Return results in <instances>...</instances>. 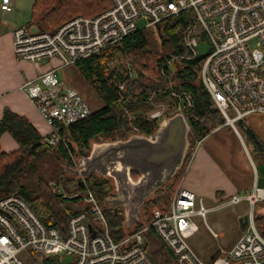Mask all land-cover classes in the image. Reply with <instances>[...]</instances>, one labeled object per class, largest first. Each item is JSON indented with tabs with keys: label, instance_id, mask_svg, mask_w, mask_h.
Listing matches in <instances>:
<instances>
[{
	"label": "built area",
	"instance_id": "1",
	"mask_svg": "<svg viewBox=\"0 0 264 264\" xmlns=\"http://www.w3.org/2000/svg\"><path fill=\"white\" fill-rule=\"evenodd\" d=\"M110 3L100 13L77 15L54 31L20 26L11 32L17 58L35 65L44 60L56 61L21 85L50 129L45 138L48 144L61 143L68 148L63 131L93 111L80 93L60 80V69L98 53L136 30L177 16L186 8L191 10L192 25L185 32L184 45L189 55L195 56L199 40L196 29L206 36L210 49L202 61L200 76L224 120L222 124L236 129L235 122L246 115H264V0H110ZM12 5L13 0H0L2 12L10 11ZM250 42H254L252 48ZM125 68L132 77L131 68ZM166 90L174 100L175 113L184 116V109L192 105L191 93L175 88L170 80ZM149 117L159 124L166 116L163 109L155 108ZM128 119L132 116L128 115ZM129 125L137 134V127ZM201 143L202 138L195 140L190 158ZM69 157L77 168V159L70 152ZM48 187L52 193L67 197L59 182L51 181ZM83 199L87 205L67 219L63 232L58 227L46 226L22 196L10 194L0 198V264H26L19 257L23 250L45 257L64 254L70 257L66 264H153L143 248V234L149 227L173 254L174 264H205L188 242L197 230L193 217L203 219L207 213L202 199L191 191L177 188L165 211L154 210L148 225L132 230L118 241L112 239L107 219L90 190ZM263 199L264 189L255 185L244 196L230 197V205L241 200L247 202L245 227L229 249H219L207 264H264V235L255 226L252 210ZM55 264L63 263L57 259Z\"/></svg>",
	"mask_w": 264,
	"mask_h": 264
},
{
	"label": "trees",
	"instance_id": "2",
	"mask_svg": "<svg viewBox=\"0 0 264 264\" xmlns=\"http://www.w3.org/2000/svg\"><path fill=\"white\" fill-rule=\"evenodd\" d=\"M110 4V0H34L28 26L40 31H54L77 15L93 16L109 8ZM191 25V10L186 8L177 16L136 30L98 53L77 60L75 66L104 106L63 131L68 148L61 143L48 144L46 137L25 117L5 108L0 118V136L4 132L9 133L18 148L8 153L0 151V198L10 194L22 196L46 226L58 227L64 232L67 219L83 209L80 203L87 190L102 203L113 190V182L110 177L96 174L83 177L85 180L81 181L79 175H67L61 170L51 178L62 185L65 193H79L62 197L52 193L48 180L39 174L43 161L51 155L72 166L69 152L78 157L86 155L90 143L98 136L115 140L135 134L129 124L137 127V134H152L158 121L150 118L149 114L156 104L162 103L170 108L166 116L175 113L174 100L166 90L170 80L175 88L192 95V105L183 111L190 128L187 157L181 169L144 201L140 221L131 229L124 225L121 208L117 213L109 209V233L113 240L118 241L132 230L148 225L154 210L165 211L188 164L193 143L224 121L201 81L200 68L204 57L190 56L184 45L185 32ZM196 37L206 39L203 31L198 29ZM125 61L134 73L132 77L121 64ZM119 85H122L121 89ZM128 115L132 116L131 120ZM235 127L252 151L264 157V144L243 119L236 121ZM132 175L136 176L135 173ZM92 177L94 180L91 182ZM253 218L257 230L264 235V214H253ZM143 239V248L153 264H174L173 254L153 228L149 227L144 232ZM29 252L32 260L28 264H55L58 259L57 256L45 257Z\"/></svg>",
	"mask_w": 264,
	"mask_h": 264
},
{
	"label": "crops",
	"instance_id": "3",
	"mask_svg": "<svg viewBox=\"0 0 264 264\" xmlns=\"http://www.w3.org/2000/svg\"><path fill=\"white\" fill-rule=\"evenodd\" d=\"M33 2L34 0H13L10 11L0 10V118L3 110L9 109L25 117L42 136L46 137L50 129L21 85L39 72L48 69L50 64L56 61L44 60L35 65L17 58L11 34L15 27L28 26ZM58 76L70 88L80 93L93 111L104 106L102 99L75 64L60 69ZM243 122L264 144V115L250 113L244 117ZM17 148V143L9 133L1 134V152L8 153ZM187 163L178 188L187 189L196 197H200L207 211L231 207L236 213V206L244 207L247 202L241 200L230 205L229 200L233 194L244 196L254 185L264 189V157L255 154L244 142L240 132L230 125L220 124L202 137L201 146ZM262 201L264 199L257 203ZM244 214L239 212L237 221ZM240 228L244 229L241 226ZM239 236L233 240L231 246Z\"/></svg>",
	"mask_w": 264,
	"mask_h": 264
},
{
	"label": "water",
	"instance_id": "4",
	"mask_svg": "<svg viewBox=\"0 0 264 264\" xmlns=\"http://www.w3.org/2000/svg\"><path fill=\"white\" fill-rule=\"evenodd\" d=\"M189 131L184 116L176 112L165 117L151 137L131 134L123 139L93 141L88 153L78 157L77 168L66 162L62 168L72 176L110 177L113 190L104 203L113 213L122 209L129 230L139 223L144 201L181 169L189 149ZM246 220V214L239 217V225L245 227ZM217 252L214 250L209 259Z\"/></svg>",
	"mask_w": 264,
	"mask_h": 264
},
{
	"label": "rangeland",
	"instance_id": "5",
	"mask_svg": "<svg viewBox=\"0 0 264 264\" xmlns=\"http://www.w3.org/2000/svg\"><path fill=\"white\" fill-rule=\"evenodd\" d=\"M249 46L252 48L254 46V42H250ZM210 46L206 39H199L198 45L196 47L197 55L201 57H205L206 54L209 52ZM123 67H130V64L128 62H122L121 63ZM156 108L163 109V112L166 116L167 111L169 112V109L166 105L159 103L155 105ZM167 117V116H166ZM106 141L109 139H106L103 136H98L95 141ZM74 159H78V156L75 154H72ZM64 161H58L53 156H49L47 159L43 161L41 164V171L39 174L42 175V177L46 180H48V185L51 181H56L55 179L51 178V175L53 176L56 174H59V172L62 170V165L64 164ZM73 163H72V166ZM64 174H67L63 171ZM69 175V174H67ZM81 181H84L85 178H82L80 176ZM34 180V178H32ZM94 180V177L90 179L92 182ZM62 187V185H61ZM76 194H79L78 192L73 193H66L67 197L76 196ZM98 205L100 206L101 210L103 211L106 219L108 216V212L110 206L106 205L99 199L96 200ZM87 205L86 201L82 199V202L80 203V206ZM242 205H237L236 210L237 212L234 213L231 207H225V208H215L212 210L207 211L205 214V217L202 219L199 216H194L193 220L197 225V230L188 238V242L194 249V251L197 253L199 258L203 261V263L207 264L209 262V256L213 253L216 249H222L227 250L231 247V244L235 238H237L243 231L242 228H240L237 218L238 213L244 214L249 211L247 204L244 205V207H241ZM253 212L255 215L262 214L264 212V201L257 203L252 207ZM245 213V214H246ZM216 236H214V234ZM115 241V240H114ZM30 252L28 250H23L19 253V257L28 264L31 262V256ZM58 259L63 264H66L70 261V257L64 254H59Z\"/></svg>",
	"mask_w": 264,
	"mask_h": 264
}]
</instances>
